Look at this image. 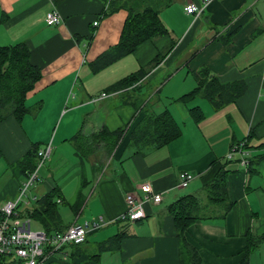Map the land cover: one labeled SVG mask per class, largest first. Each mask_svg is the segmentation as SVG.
Returning a JSON list of instances; mask_svg holds the SVG:
<instances>
[{"label": "crops", "instance_id": "crops-1", "mask_svg": "<svg viewBox=\"0 0 264 264\" xmlns=\"http://www.w3.org/2000/svg\"><path fill=\"white\" fill-rule=\"evenodd\" d=\"M107 1L0 0V47L25 43L31 64L41 71L26 95V106L35 113L20 122L13 117L0 122V205L15 198L24 182L13 179L19 175L14 169L17 161L33 145L41 150L50 144V156L38 169L28 198L57 191V210L65 229L84 221L104 225L88 233L82 244L63 247L65 258L56 254L49 264H179L168 206L184 195L201 192L213 178L212 162L226 161L233 145L246 143L247 165L241 166L235 156L226 167V191L233 208L225 219L196 221L186 232L200 264H239L246 234H264V159L260 158L264 148L259 147L264 143V0H166L159 17L168 35L94 71L97 57L118 43L127 16L125 10H118L101 19ZM190 2L201 9L198 15L186 14ZM52 9L61 22L49 27L44 19ZM170 46L160 65L137 86L91 101L114 83L146 69ZM202 68L221 83L243 81L245 94L219 111L202 98L180 101L196 88L194 73ZM195 107L203 115L199 123L189 112ZM145 111H167L181 130L179 138L162 148L138 150L128 131L111 154L102 144L89 156L77 154L71 138L80 129L86 136L126 125L127 131ZM183 172L193 179L178 188L177 178ZM5 174L11 176L1 181ZM143 183L150 184L162 200L145 206V218L122 221L124 197L141 195ZM32 207L33 203H21L20 219L29 217ZM122 231L125 236L114 246L117 250L98 253L101 243ZM254 260L264 264L263 242L250 253L248 264Z\"/></svg>", "mask_w": 264, "mask_h": 264}, {"label": "trees", "instance_id": "trees-1", "mask_svg": "<svg viewBox=\"0 0 264 264\" xmlns=\"http://www.w3.org/2000/svg\"><path fill=\"white\" fill-rule=\"evenodd\" d=\"M164 5H166V0H108L101 19L118 10H125L127 16L118 43L97 57L92 63L94 71L101 70L128 55H132L143 43L168 35V31L159 17L160 7ZM226 42L228 40L224 41V43ZM171 48L172 46L165 53H158L146 69L140 68L137 72L114 83L104 92L114 93L137 86L151 69L160 65ZM194 76L197 81L196 88L180 97V101L190 102L195 98H202L209 103L213 111H219L236 102L246 92V84L243 81L221 83L205 68L196 71ZM40 78L41 71L31 64L30 50L25 43L20 42L0 47V122L10 117L20 122L24 116L32 112V109L26 106V95ZM189 112L190 115L194 113L196 116L194 120L196 123L203 119L202 112L198 107ZM126 127L127 125L111 132L102 128L90 136L83 134L80 129L71 138V142L78 155L89 156L100 144L104 145L107 152L111 154L126 137L128 131L129 141L138 150L149 147L162 148L181 135L178 124L167 111L160 114H151L145 111L144 117L137 125L129 130L130 126L127 131ZM259 147L264 148V143ZM243 148H248L246 143ZM38 149V144L33 145L17 161L14 169L20 176L27 178L34 172L38 163ZM260 158L264 159V153ZM228 162L230 161L216 160L212 162L211 169H215V172L209 184L205 185L197 194L180 197L167 208L174 223L179 264L201 263L197 250L186 238L188 228L196 221L223 220L234 206L226 191V179L229 175V171L226 169ZM57 198L58 194L55 190L44 194L33 203L32 211L27 214L31 220L42 227L47 235L54 232L61 233L65 230L58 214ZM124 236L125 233L122 231L104 241L99 245L98 253L117 250L114 246L118 245ZM245 239L246 243L239 264H248L250 253L260 242L264 243V234L255 237L247 233ZM97 256H92V258Z\"/></svg>", "mask_w": 264, "mask_h": 264}, {"label": "built area", "instance_id": "built-area-1", "mask_svg": "<svg viewBox=\"0 0 264 264\" xmlns=\"http://www.w3.org/2000/svg\"><path fill=\"white\" fill-rule=\"evenodd\" d=\"M201 9L193 2L185 7L188 15H198ZM44 22L49 27L58 26L61 17L56 9H52L45 15ZM98 21L93 23L96 27ZM109 96L104 91L92 97V102L103 100ZM51 152L50 144L43 149L38 150V163L34 172L31 173L25 183L20 186L18 195L9 200H5L0 205V264H49L52 257L62 253L63 247L67 245L82 244L88 233L98 231L103 222L84 221L81 224L72 223L63 232H54L47 235L43 230L32 231L31 219L25 217L20 219V213L17 212L20 204L28 205L37 201L35 196L28 198V189L38 180V169L48 159ZM238 156L241 166L247 165V150L243 144L234 145L226 155V160H233ZM29 178V179H28ZM193 179V175L186 172L180 173L177 178V187L184 188ZM141 195L129 193L124 197L126 210L121 216V220L134 223L145 218V206L148 204H158L162 197L155 193L148 183L140 185Z\"/></svg>", "mask_w": 264, "mask_h": 264}, {"label": "rangeland", "instance_id": "rangeland-1", "mask_svg": "<svg viewBox=\"0 0 264 264\" xmlns=\"http://www.w3.org/2000/svg\"><path fill=\"white\" fill-rule=\"evenodd\" d=\"M157 86H159V82H157V83H155ZM160 94H157L156 96H159ZM161 96H163V95H161ZM151 104V103H150ZM33 108V107H32ZM31 108V109H32ZM33 110V109H32ZM33 113H35V111H32L31 112V115L33 114ZM56 127V126H55ZM54 127V128H55ZM52 128V127H51ZM46 129H47V127H45V131H46ZM53 132H54V129H53ZM51 134H52V131H51ZM46 165V164H45ZM9 172H11V170L9 171ZM11 175L10 174H5L4 175V177H2V179H1V181L4 179V178H9ZM30 177V176H29ZM13 179L14 180H16L18 183H21L23 180H24V182L23 183H25L26 182V180H27V178L26 177H22V176H19V175H15V177H13ZM29 179V178H28ZM28 181V180H27ZM22 183V184H23ZM21 184V185H22ZM36 184V181H35V183L33 184V185H35ZM33 187L34 186H31L29 189H28V194L30 193V191H32L33 190ZM115 225H117V224H115ZM120 226H121V223H120ZM125 227V226H124ZM123 227V228H124ZM31 229H32V231H39V230H42V227L40 226V225H38L34 220H31ZM129 230H132V227H130V229ZM53 258H56V256H54ZM253 264H260V261H258V260H254L253 261Z\"/></svg>", "mask_w": 264, "mask_h": 264}]
</instances>
